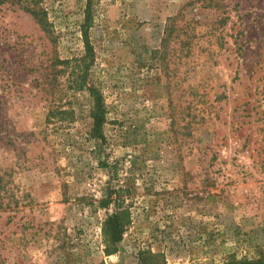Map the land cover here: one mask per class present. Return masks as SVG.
<instances>
[{
	"label": "rangeland",
	"instance_id": "374dc122",
	"mask_svg": "<svg viewBox=\"0 0 264 264\" xmlns=\"http://www.w3.org/2000/svg\"><path fill=\"white\" fill-rule=\"evenodd\" d=\"M120 187L130 222L106 255L114 204L96 202ZM260 254L264 0H0V264Z\"/></svg>",
	"mask_w": 264,
	"mask_h": 264
},
{
	"label": "trees",
	"instance_id": "16d2710c",
	"mask_svg": "<svg viewBox=\"0 0 264 264\" xmlns=\"http://www.w3.org/2000/svg\"><path fill=\"white\" fill-rule=\"evenodd\" d=\"M90 0H88L89 3ZM33 16L37 20V22L40 24L42 29L45 33H49V23L45 20V14L42 11H32ZM90 13H89V7H86L85 10V16L84 20L81 23V35L82 40L84 44L85 49V57H92L93 56V47L89 41L88 37V28L90 26ZM82 61V57H81ZM82 67V64L80 65ZM85 70H87V67H85ZM85 70L83 69V72L85 74ZM80 81L82 82V70L80 75ZM90 95L93 97V106H92V113L91 117L93 119L92 127L90 129V135L93 138H99L101 137V126L105 120V114L104 110L101 107L99 95L96 94L94 89H89ZM59 114H67V111L61 110ZM122 192L121 187L118 189H109L103 195L101 198L96 202L97 207L101 209L108 208L111 204H114V211L111 214H107L103 224L101 226V232L104 241L106 242V245L103 248V252L106 255H110L116 252V243L119 242L122 238V234L124 233L127 225L130 222V212L127 209V207L124 205V199L119 194ZM245 264H264V255L260 254L258 257L247 260Z\"/></svg>",
	"mask_w": 264,
	"mask_h": 264
}]
</instances>
